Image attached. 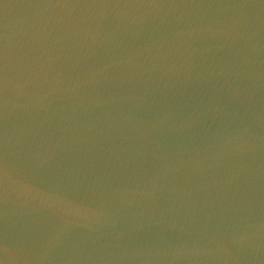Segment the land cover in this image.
<instances>
[{
    "label": "water",
    "instance_id": "water-1",
    "mask_svg": "<svg viewBox=\"0 0 264 264\" xmlns=\"http://www.w3.org/2000/svg\"><path fill=\"white\" fill-rule=\"evenodd\" d=\"M0 264H264V0H0Z\"/></svg>",
    "mask_w": 264,
    "mask_h": 264
}]
</instances>
